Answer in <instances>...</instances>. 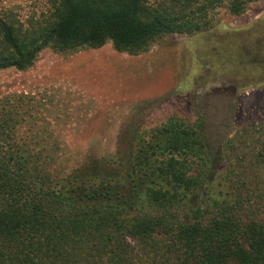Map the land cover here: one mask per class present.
Listing matches in <instances>:
<instances>
[{
	"label": "trees",
	"instance_id": "obj_1",
	"mask_svg": "<svg viewBox=\"0 0 264 264\" xmlns=\"http://www.w3.org/2000/svg\"><path fill=\"white\" fill-rule=\"evenodd\" d=\"M224 1L238 16L259 0H47L50 17L30 29L0 17V70H26L49 46L145 52L165 35L204 30ZM260 27L237 57L264 72ZM198 98H188L192 121L130 129L111 160L89 156L66 174L16 140V109H0V264H264V220H244L227 190L214 193L238 190L240 175L225 160L230 126L211 128ZM129 237L144 248L136 260Z\"/></svg>",
	"mask_w": 264,
	"mask_h": 264
},
{
	"label": "rangeland",
	"instance_id": "obj_2",
	"mask_svg": "<svg viewBox=\"0 0 264 264\" xmlns=\"http://www.w3.org/2000/svg\"><path fill=\"white\" fill-rule=\"evenodd\" d=\"M227 5L211 11L204 30L165 35L145 52H117L109 42L71 50L49 46L26 70H0V109L20 113L16 140L37 144L45 159H53L50 170L66 174L89 156L111 160L130 129L147 132L171 116L192 121L188 98L199 97L211 128L230 126L225 160L240 175L233 182L238 190L225 186L214 193L227 190L244 220L263 221L264 80L253 79L264 72L237 56L241 41L263 32L264 0L238 16ZM47 10V0H0V17L21 29L46 21ZM236 83L245 88L234 94L230 85ZM126 244L134 260L144 255L135 239Z\"/></svg>",
	"mask_w": 264,
	"mask_h": 264
},
{
	"label": "flooded vegetation",
	"instance_id": "obj_3",
	"mask_svg": "<svg viewBox=\"0 0 264 264\" xmlns=\"http://www.w3.org/2000/svg\"><path fill=\"white\" fill-rule=\"evenodd\" d=\"M236 84L230 85L231 87L230 89L233 91L234 94L237 93V91L240 90L241 88H245V86H239L238 84L237 85Z\"/></svg>",
	"mask_w": 264,
	"mask_h": 264
}]
</instances>
